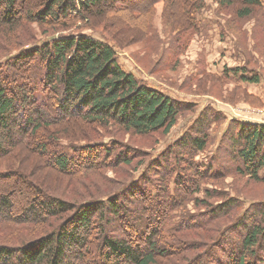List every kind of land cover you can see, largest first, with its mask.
<instances>
[{
  "label": "trees",
  "instance_id": "trees-1",
  "mask_svg": "<svg viewBox=\"0 0 264 264\" xmlns=\"http://www.w3.org/2000/svg\"><path fill=\"white\" fill-rule=\"evenodd\" d=\"M205 1L146 0L143 13L137 0H0V44L12 43L0 57V184L9 188L0 191V226L33 235L0 244V264H264V203L244 208L239 199L204 188L219 180L217 170L195 160L208 145L205 128L148 164L147 154L113 136L168 135L191 110L127 72L116 51L121 41L108 33L145 39L162 2L166 25L179 27L177 51H185ZM213 1L234 7L232 0ZM241 1L233 8L238 21L264 14V0ZM34 26L44 40H31ZM237 125L230 140L235 172L264 184V124ZM20 154L66 181L122 171L142 156L144 168L132 183L107 178L115 188L110 193L58 198L31 180ZM214 197L222 203L210 209ZM189 204L208 210L192 215Z\"/></svg>",
  "mask_w": 264,
  "mask_h": 264
},
{
  "label": "rangeland",
  "instance_id": "rangeland-1",
  "mask_svg": "<svg viewBox=\"0 0 264 264\" xmlns=\"http://www.w3.org/2000/svg\"><path fill=\"white\" fill-rule=\"evenodd\" d=\"M232 2L233 8H240L242 5L241 0ZM148 6L146 0H137L135 3V9L142 10L143 13L149 10ZM154 8L151 33L145 39H141V33L136 32L121 36L114 29L108 34L121 41L119 42L122 47L116 46V51L120 64L127 72L182 102L191 111H186L179 117L177 125L168 135L156 133L140 137L130 134L120 136L116 133L118 135L113 136L131 144L139 153L147 154L145 159L148 164L170 145L194 133L195 128L196 131L198 128H205L209 136L208 145L203 152L197 154L195 160L217 170L213 173L219 180L208 182L204 188L222 194L223 198H237L243 202L244 208L254 203H264V184L236 174L237 161L230 143L231 137L237 134L239 122L264 124V14L257 12L238 21L234 17L233 8L221 9L217 2L206 0L197 15L198 31L190 37L185 51L178 52L176 38L180 32L179 27L173 21L172 26L166 25L163 17L164 3H157ZM130 16L131 12L122 16L125 19L123 23L128 21ZM83 24L85 23L79 22L77 26ZM76 27L58 32L57 36L74 32ZM84 32L102 40L98 33H92L91 30ZM30 34L34 42L45 39V35L35 26ZM27 35L22 34L23 40H28ZM132 39L136 42L130 43L132 41L129 40ZM8 41L4 40L0 44V57L12 46L8 45L11 43ZM236 70L246 78L258 77L260 81L247 82L241 75L235 74ZM105 141L109 140L105 138ZM19 158L23 159L24 171L29 174L31 180L41 185L49 195L58 198L60 196L83 199L90 193H110L115 188L107 178L115 182L132 183L139 180L144 168L138 166L139 161L144 158L142 156L135 164L124 167L122 171L106 170L83 179L71 177L66 181L42 167L38 161L27 159L22 154ZM63 182L67 184L62 186ZM6 188V185L0 184V191L9 190ZM195 197L203 198V195ZM221 200L220 197L208 199L210 209L222 203ZM15 203L20 207L25 205L17 195ZM205 210L208 209L195 204H189L187 207V212L192 215H199ZM31 238L33 235L26 229L15 230L14 227L0 226V244H19ZM196 239L198 237H192V240Z\"/></svg>",
  "mask_w": 264,
  "mask_h": 264
},
{
  "label": "bare ground",
  "instance_id": "bare-ground-1",
  "mask_svg": "<svg viewBox=\"0 0 264 264\" xmlns=\"http://www.w3.org/2000/svg\"><path fill=\"white\" fill-rule=\"evenodd\" d=\"M93 169V168H92Z\"/></svg>",
  "mask_w": 264,
  "mask_h": 264
}]
</instances>
